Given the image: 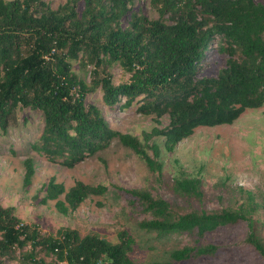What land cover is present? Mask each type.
I'll list each match as a JSON object with an SVG mask.
<instances>
[{"label": "trees", "instance_id": "16d2710c", "mask_svg": "<svg viewBox=\"0 0 264 264\" xmlns=\"http://www.w3.org/2000/svg\"><path fill=\"white\" fill-rule=\"evenodd\" d=\"M132 3L65 0L53 8L45 0H0V129L6 130L17 107L36 110L42 127L31 147L48 160L73 167L117 141L161 176L162 150L172 153L197 127L231 124L247 108L264 104V3L149 0L156 18L133 10ZM211 50L224 56L223 64L215 75H199ZM74 62L93 66L90 84L73 70ZM115 62L129 73L127 81L113 82L108 66ZM97 87L108 107L136 103L140 114L152 115L156 123L167 115L168 123L143 131L142 138L112 128L98 106L85 102ZM177 165L174 195L186 203L201 201V178ZM23 167L27 188L35 172L33 159L25 158ZM114 187L129 193L130 204L150 215L138 222L140 228L186 233L193 241L171 250L168 260L145 264L213 256L218 246L202 241L204 235L238 221L246 223L243 241L264 260V201L249 187L226 186L228 203L217 209L170 203L147 187ZM44 191L40 201L54 200L56 209L67 214L87 197L104 194L107 186L76 180L66 188L52 177ZM133 244L125 230L116 242L69 227L42 234L12 206L0 203V264H8L4 258L15 257L26 245L30 248L21 255L30 264H48L37 258L40 251L55 257L50 264H138L130 255Z\"/></svg>", "mask_w": 264, "mask_h": 264}, {"label": "rangeland", "instance_id": "374dc122", "mask_svg": "<svg viewBox=\"0 0 264 264\" xmlns=\"http://www.w3.org/2000/svg\"><path fill=\"white\" fill-rule=\"evenodd\" d=\"M45 1L53 8L65 2ZM256 1L264 3V0ZM132 8L150 18L157 17L149 0H133ZM223 59L222 54L211 50L199 65V75H215ZM92 69L91 64L83 66L74 62L73 65L77 75L89 84L93 77ZM108 71L114 83L129 78V73L116 62L108 66ZM85 102L98 106L112 128L139 138H142L143 131L168 123L167 115L160 119V123H156L152 115L140 114L136 110V103L126 108L118 105L108 107L102 100L100 87L87 93ZM41 127L39 111L17 107L9 117L6 130L0 129V203L12 206L21 220L35 224L42 234H55L58 228L69 227L81 235L94 232L116 242L118 233L125 230L134 238L131 257L136 263L145 264L168 260L171 250L191 245L193 241L186 233L158 234L140 228L138 222L150 215L134 208L129 202L131 195L114 185L122 189L147 187L154 196H161L170 203L188 208H221L229 200L226 186L244 185L255 190L258 199L264 201V104L259 108H247L231 124L197 127L192 135L177 144L172 153L162 150L161 176L151 172L132 150L117 141L73 167L50 161L31 147ZM152 141L160 143L161 138L153 137ZM27 157L33 159L35 172L32 183L24 188L23 160ZM177 163L189 175L201 178L204 192L201 201L190 199L186 203L174 195L171 186ZM52 177L66 188L76 180H82L89 184L103 183L107 191L87 197L74 211L62 214L56 209L54 200L46 203L40 201L45 194L44 184ZM223 182L225 186H221ZM261 212L264 215V209ZM245 233V221L220 226L207 232L202 239L218 246L215 255L175 264H264L254 248L243 241ZM29 248L26 245L23 249H17L15 257L4 258V261L8 264H30L21 255L22 251ZM39 257L48 264L55 261L53 255H45L42 251Z\"/></svg>", "mask_w": 264, "mask_h": 264}]
</instances>
